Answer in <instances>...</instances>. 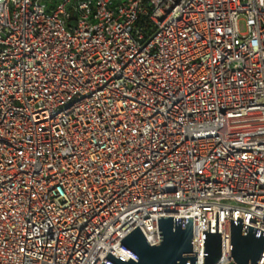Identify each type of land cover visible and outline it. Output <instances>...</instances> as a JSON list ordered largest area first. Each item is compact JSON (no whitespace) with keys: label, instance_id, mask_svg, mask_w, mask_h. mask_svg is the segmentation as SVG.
Listing matches in <instances>:
<instances>
[{"label":"built area","instance_id":"obj_1","mask_svg":"<svg viewBox=\"0 0 264 264\" xmlns=\"http://www.w3.org/2000/svg\"><path fill=\"white\" fill-rule=\"evenodd\" d=\"M157 217L196 264L264 232V0H0V264L135 261Z\"/></svg>","mask_w":264,"mask_h":264},{"label":"water","instance_id":"obj_2","mask_svg":"<svg viewBox=\"0 0 264 264\" xmlns=\"http://www.w3.org/2000/svg\"><path fill=\"white\" fill-rule=\"evenodd\" d=\"M230 219V256L234 264H256L264 246V232ZM159 243L149 245L138 226L121 241L120 247L136 258L124 261L106 255L101 264H196L192 252V217H157ZM202 264H216L221 256V234L202 231Z\"/></svg>","mask_w":264,"mask_h":264}]
</instances>
